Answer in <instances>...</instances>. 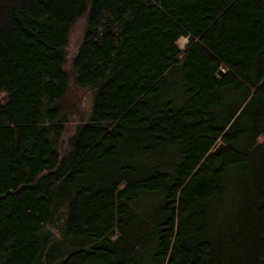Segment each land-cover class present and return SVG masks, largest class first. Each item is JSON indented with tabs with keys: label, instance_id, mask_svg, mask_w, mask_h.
<instances>
[{
	"label": "trees",
	"instance_id": "trees-1",
	"mask_svg": "<svg viewBox=\"0 0 264 264\" xmlns=\"http://www.w3.org/2000/svg\"><path fill=\"white\" fill-rule=\"evenodd\" d=\"M0 264H264V0H0Z\"/></svg>",
	"mask_w": 264,
	"mask_h": 264
},
{
	"label": "rangeland",
	"instance_id": "rangeland-1",
	"mask_svg": "<svg viewBox=\"0 0 264 264\" xmlns=\"http://www.w3.org/2000/svg\"><path fill=\"white\" fill-rule=\"evenodd\" d=\"M85 26V18L82 16L75 21L73 24L66 47V61L65 67L70 71L71 78H69L67 93L64 97V111L63 113L66 116L65 127L62 133V140L66 142L67 137L72 133L76 123L79 120H82L88 116L89 107L91 105V93L90 89L86 86H81L75 82L73 79L72 73V57L77 49L79 44L83 29ZM186 35L179 36L177 42L180 46H183L187 40ZM221 138L218 137L213 147L220 141ZM224 209L218 212V216H222L225 210H228V207H222Z\"/></svg>",
	"mask_w": 264,
	"mask_h": 264
},
{
	"label": "water",
	"instance_id": "water-1",
	"mask_svg": "<svg viewBox=\"0 0 264 264\" xmlns=\"http://www.w3.org/2000/svg\"><path fill=\"white\" fill-rule=\"evenodd\" d=\"M221 72V69L218 70V73ZM223 145V140L218 141V143L212 147V151L217 152Z\"/></svg>",
	"mask_w": 264,
	"mask_h": 264
}]
</instances>
